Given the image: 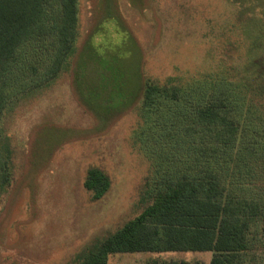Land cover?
Listing matches in <instances>:
<instances>
[{"label": "rangeland", "instance_id": "374dc122", "mask_svg": "<svg viewBox=\"0 0 264 264\" xmlns=\"http://www.w3.org/2000/svg\"><path fill=\"white\" fill-rule=\"evenodd\" d=\"M257 3L241 21L233 0H78L76 49L67 68L45 88L18 95L0 116V144L6 136L12 151L10 185L0 196V264H76L150 202L169 167L146 154L156 147L150 135L141 137L155 114L143 116L135 104L110 114L108 125L80 95L93 105L118 103L135 89L139 63L143 77L160 83L169 76L181 85L226 76L250 81L256 74L250 59L264 54L262 44L250 45L264 41V0ZM91 167L110 180L98 199L83 187ZM212 256L117 252L107 264H208ZM233 264H264V246L253 243Z\"/></svg>", "mask_w": 264, "mask_h": 264}, {"label": "trees", "instance_id": "16d2710c", "mask_svg": "<svg viewBox=\"0 0 264 264\" xmlns=\"http://www.w3.org/2000/svg\"><path fill=\"white\" fill-rule=\"evenodd\" d=\"M233 1L242 21L259 0ZM77 26L78 0H0V116L18 95L45 88L67 68L76 49ZM263 43L250 40L256 50L260 44L264 49ZM139 64L129 96L101 106L80 95L82 105L108 125L110 114L116 117L135 104L143 116L154 113L156 122L141 137L150 135L156 151L146 154L153 161L168 160L169 167L150 202L89 246L76 264H107L109 254L117 252L170 251H210L208 264H233L253 243L264 246V54L250 59L247 67L256 73L250 81L226 76L181 85L178 76H169L160 83L143 77ZM96 79L94 87L100 86ZM10 155L4 136L0 196L10 185ZM109 186L103 171L87 170L83 187L93 199Z\"/></svg>", "mask_w": 264, "mask_h": 264}, {"label": "crops", "instance_id": "0c3cea01", "mask_svg": "<svg viewBox=\"0 0 264 264\" xmlns=\"http://www.w3.org/2000/svg\"><path fill=\"white\" fill-rule=\"evenodd\" d=\"M157 253V252H156ZM158 253H161V252H158Z\"/></svg>", "mask_w": 264, "mask_h": 264}]
</instances>
